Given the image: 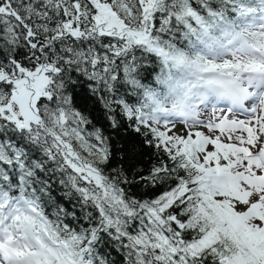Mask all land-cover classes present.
I'll return each instance as SVG.
<instances>
[{
  "label": "snow or ice",
  "instance_id": "obj_1",
  "mask_svg": "<svg viewBox=\"0 0 264 264\" xmlns=\"http://www.w3.org/2000/svg\"><path fill=\"white\" fill-rule=\"evenodd\" d=\"M0 264H264V0H0Z\"/></svg>",
  "mask_w": 264,
  "mask_h": 264
}]
</instances>
